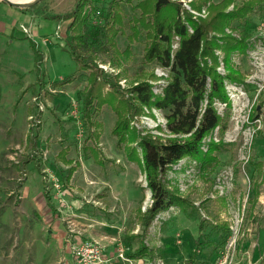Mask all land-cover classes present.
I'll list each match as a JSON object with an SVG mask.
<instances>
[{"label":"rangeland","instance_id":"rangeland-1","mask_svg":"<svg viewBox=\"0 0 264 264\" xmlns=\"http://www.w3.org/2000/svg\"><path fill=\"white\" fill-rule=\"evenodd\" d=\"M110 1L89 0L84 7L87 29L108 23ZM117 1L120 65L105 38L85 47L83 54L121 91L144 71L153 72L158 77L151 80L153 92L159 94L170 71L143 61L144 34L135 33L130 20L138 0ZM176 1L195 16L206 15L204 8L192 10L190 0ZM75 4L37 0L22 6L18 15L0 11L12 25L0 30V264H72L64 234L70 244L91 239L115 253L121 249L126 260L118 259L120 264H264V5L232 23L235 37L247 33L248 48L232 56L245 80L225 82L230 110L215 104L227 119L224 134L215 129L211 135L222 139L221 150L210 163L185 157L166 172L168 185L177 187L193 208L185 212L172 206L143 231L135 210L149 205L150 191L140 166L126 159L111 133L115 114L109 104L97 117L102 127L96 144L104 164L83 148L92 145L81 118L88 70L78 69L67 44V15ZM177 40L173 38V49ZM216 53L221 60V49ZM221 63L218 71L224 73ZM166 112L144 107L130 126L164 136ZM65 147L71 164L59 159ZM26 155L33 160L23 163ZM75 162L78 167L66 180ZM141 246L145 254L128 258Z\"/></svg>","mask_w":264,"mask_h":264},{"label":"trees","instance_id":"trees-1","mask_svg":"<svg viewBox=\"0 0 264 264\" xmlns=\"http://www.w3.org/2000/svg\"><path fill=\"white\" fill-rule=\"evenodd\" d=\"M88 3L89 0H76L74 9L67 15L70 19L67 27L69 54L79 70H88L81 99V118L86 126L87 141L91 140L92 145L83 148L91 152L98 164H104V158L100 157L103 154L96 144L102 127L97 117L103 105L109 104L115 114L111 133L126 159L140 166L150 191L149 205L144 210L140 206L135 210V218L146 231L159 213L172 206L185 212L193 208V203L182 197L177 187L168 185L166 172L185 157L200 165L210 163L221 150L222 139L215 140L211 135L215 129L223 135L227 119L219 114L215 104L222 103L227 111L230 110L231 99L225 82L240 84L245 80L244 73L234 66L232 56L243 54L248 48L247 33L242 30L239 38L235 37L231 33L235 29L232 23L244 21L256 7L264 5V0H241L239 3L234 0L188 1L190 8L198 13L204 8L205 16L193 15L176 0L136 1L132 9L137 14L130 20L134 32L144 34L143 61L155 62L170 71L159 94L153 92L151 80L158 78L153 72L144 71L139 80L121 91L117 84L110 83L109 77L97 65L89 63L83 54L84 48L105 38L116 57V64L120 65L122 52L116 47L115 36L122 15L118 1L111 0L108 23L87 29L84 7ZM228 28L230 32L226 31ZM174 37L178 38L175 49ZM218 49L223 53L221 60L216 53ZM220 63L224 73L218 71ZM70 80L71 77H67L66 81ZM144 107L167 111L164 136L142 134L130 126L132 116L142 113ZM255 114H252L253 118H257V112ZM27 139L32 142L30 137ZM66 151V147L62 149L59 159L71 164V160L65 159ZM32 160L26 155L23 163ZM77 167L78 162L68 167L66 180ZM139 251L146 253L145 247L141 246L128 258H138Z\"/></svg>","mask_w":264,"mask_h":264},{"label":"built area","instance_id":"built-area-1","mask_svg":"<svg viewBox=\"0 0 264 264\" xmlns=\"http://www.w3.org/2000/svg\"><path fill=\"white\" fill-rule=\"evenodd\" d=\"M70 251L75 264H105L108 257L105 256L104 248L94 240H81L70 245ZM117 259H124L121 249L115 253Z\"/></svg>","mask_w":264,"mask_h":264},{"label":"crops","instance_id":"crops-1","mask_svg":"<svg viewBox=\"0 0 264 264\" xmlns=\"http://www.w3.org/2000/svg\"><path fill=\"white\" fill-rule=\"evenodd\" d=\"M14 7H16L17 9H15ZM18 10H25L24 7H18V6H15V5H11L9 4L8 2L4 1V0H0V11H3L5 15H18L19 11ZM6 20H4V17H1L0 16V30L1 31H4V30H9L10 27L12 26L8 23H5ZM73 174V173H72ZM67 234H64V242H65V246H66V249H68L69 253H70V256H71V262L72 264H75L74 263V260H73V257H72V254H71V251H70V239L67 238ZM77 238V237H76ZM77 238V240H74L76 241L75 243L83 240V239H79ZM104 253H105V256L108 257V262L105 263V264H120L119 260L116 258V255H115V252L113 249H104Z\"/></svg>","mask_w":264,"mask_h":264},{"label":"water","instance_id":"water-1","mask_svg":"<svg viewBox=\"0 0 264 264\" xmlns=\"http://www.w3.org/2000/svg\"><path fill=\"white\" fill-rule=\"evenodd\" d=\"M4 1L8 2L11 5H15V6H18V7H22V6H26V5L32 4V3L36 2L37 0H32V1L26 2V3H14V2L8 1V0H4Z\"/></svg>","mask_w":264,"mask_h":264},{"label":"bare ground","instance_id":"bare-ground-1","mask_svg":"<svg viewBox=\"0 0 264 264\" xmlns=\"http://www.w3.org/2000/svg\"><path fill=\"white\" fill-rule=\"evenodd\" d=\"M8 1H12L14 3H26V2H30L32 0H8Z\"/></svg>","mask_w":264,"mask_h":264}]
</instances>
